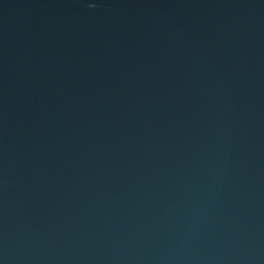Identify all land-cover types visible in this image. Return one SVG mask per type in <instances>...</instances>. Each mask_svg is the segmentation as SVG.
I'll use <instances>...</instances> for the list:
<instances>
[{"label": "water", "instance_id": "water-1", "mask_svg": "<svg viewBox=\"0 0 264 264\" xmlns=\"http://www.w3.org/2000/svg\"><path fill=\"white\" fill-rule=\"evenodd\" d=\"M0 264H264V0H0Z\"/></svg>", "mask_w": 264, "mask_h": 264}]
</instances>
